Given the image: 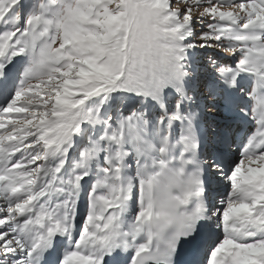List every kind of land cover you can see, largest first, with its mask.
I'll return each mask as SVG.
<instances>
[{"label": "snow or ice", "instance_id": "1", "mask_svg": "<svg viewBox=\"0 0 264 264\" xmlns=\"http://www.w3.org/2000/svg\"><path fill=\"white\" fill-rule=\"evenodd\" d=\"M0 264H264V0H0Z\"/></svg>", "mask_w": 264, "mask_h": 264}]
</instances>
